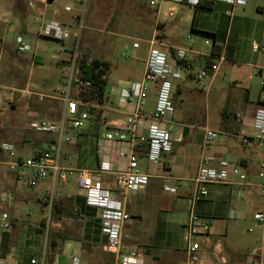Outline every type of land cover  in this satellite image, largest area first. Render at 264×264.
Returning <instances> with one entry per match:
<instances>
[{
	"label": "rangeland",
	"instance_id": "1",
	"mask_svg": "<svg viewBox=\"0 0 264 264\" xmlns=\"http://www.w3.org/2000/svg\"><path fill=\"white\" fill-rule=\"evenodd\" d=\"M23 1L0 0V42L3 43L0 45V84L4 86V89L8 88V92L11 88L14 90L26 89L31 93L24 95L20 101L14 99L13 107L7 112L11 124L10 133L14 137L7 132L4 135L7 140L15 142L18 140L23 142V137H32L35 140L41 139L43 141L47 140L46 137L48 136L47 133L34 129L35 121L41 119L40 117L47 116L42 114L45 108L41 103L48 98L44 97L42 101L38 99L39 96L35 92L39 88L30 83L31 60L23 58L21 53L16 50L12 38L15 33H23L31 44L30 53L35 51L44 56V62L50 64L55 61L54 53L58 48H62L63 44L60 41L39 36L38 30L43 19H57L58 17L53 16L54 8L63 15L69 13L81 16L84 11L85 28L82 32L84 45L89 48L91 54L112 63L110 82L107 85L103 102L107 106L110 105L109 101L111 100L108 91L114 78L115 80L118 78L129 80L143 78L145 59L150 49L148 39L152 38L155 18L157 17L161 21L168 19L167 21H169L178 17V14L173 17H166L164 11L157 13L150 0H57L49 4L47 13L43 12V7L39 5L37 0H26L27 4L31 5V11L25 9ZM66 5H70L72 10L65 11ZM165 8L166 5L162 9ZM228 8L232 10L231 15L227 14L223 7L214 6L212 10L217 15L215 29L218 33V42L223 45L225 59L221 60L216 55L214 60L220 63L219 69L214 77L209 75L202 80L198 79V74L203 68L202 63H197L191 67L190 72L193 73V77L186 80V87L177 96L175 102L176 118L182 120L184 125L191 130L186 141L189 148L188 153L200 152V136L204 126L218 127L224 109L237 113L241 111V100L230 101L225 98L230 94L237 95L242 92V85L233 83L238 65H241L242 69L246 71L244 76L247 79L249 72H251L250 69L253 70L258 65H264V51L253 52L252 50L254 40L261 47H264V0H248L245 5L228 6ZM189 13L193 19L194 11ZM36 16L40 20L35 23L33 19ZM191 19L181 28L176 27L186 39L188 35L192 34ZM76 23L74 28L78 27ZM197 25L201 24L198 23ZM190 36H193L197 48L203 51L209 50L210 45L206 44L205 40H213L211 34H192ZM2 39L5 40L2 41ZM136 41L141 44L138 49L133 47V43ZM63 54L64 51L60 53V55ZM187 70L184 73L188 72ZM40 73L35 72L33 79ZM253 78H255L253 82L256 84L254 87L255 94L257 92L256 76L253 75ZM43 90L47 91L46 89ZM80 91L81 84L75 85L72 89L73 96L79 100L81 99ZM96 101V99H92L93 104L97 103ZM52 108L57 110V114L54 116H58L63 109L62 102L59 101ZM102 116L103 119L100 122L103 126L106 117L105 111ZM0 125H2L1 121ZM8 126L6 125L3 130L6 131ZM24 143L29 145V141ZM67 145L71 146L70 150H78L75 144ZM31 150L32 146H29L28 152ZM258 158L253 161L256 162L255 166L258 165ZM6 159L5 153L0 151V175H3L4 178L13 179L15 176L7 163L4 162ZM74 164L78 165V163ZM142 165L150 171L153 170L155 164L144 160ZM197 170L198 163L193 160L191 169L187 171V174H195ZM164 174L170 175L166 171ZM76 180L77 176L73 174L71 179L65 183L59 182L57 184L55 202L60 205L63 212L69 203V198L80 195ZM18 184L8 185L0 178V190L15 193L13 203H7L5 206L13 220V228L8 231L0 229L1 258L6 257L9 261H15L18 264H28L32 256H40L46 250L51 262L58 255L57 264H71L74 256L81 258L82 255L87 256L89 264H109L113 261V258L107 257V252L102 248L103 235L99 232L97 222H86L81 217L65 215V212H53L50 220L46 218L42 194L51 187L50 178L38 183L35 187H30L25 179L19 180ZM211 188L213 190L208 196L196 201V212H198L199 204L203 200L211 199L214 202L221 201L222 203L226 201V211L229 210L227 218L231 224L234 222L238 208L234 198L229 195L228 191L219 195L215 188ZM168 194L164 187L158 184H150L148 189L144 188L137 192L127 193V200L132 205L133 202L137 203L144 217L142 225L139 226L138 235L135 226L133 230L128 231L132 239L131 244L134 247L139 245L141 249L148 238L156 239L155 222L160 210L165 208L166 202L170 200ZM258 197L263 200L261 196ZM242 209H247V206L243 204ZM248 223L255 224V222L244 220L245 226ZM63 235L66 239L61 238ZM52 237L58 240V246L55 250L51 249ZM125 241L128 239L124 238V243ZM70 242L79 245L80 250L68 248L66 243ZM52 253L55 254L54 259L51 258Z\"/></svg>",
	"mask_w": 264,
	"mask_h": 264
},
{
	"label": "crops",
	"instance_id": "2",
	"mask_svg": "<svg viewBox=\"0 0 264 264\" xmlns=\"http://www.w3.org/2000/svg\"><path fill=\"white\" fill-rule=\"evenodd\" d=\"M56 1L57 0H37V2H39V5L43 7V12L46 13L49 11V4H52ZM23 2L25 9L31 11V5H28L26 0H24ZM214 6L225 8L226 13L228 10H230L228 8V6H230L229 4L218 1L214 2L212 7L201 6L196 9L190 8L187 5L179 4L175 6L177 12H175V15L178 14V17L173 20H169L170 22L167 21L168 19H166L160 21V23L157 24V21L159 19L157 17L155 18L154 32L152 38L148 39V42L150 44L149 48L151 47L150 40H154L155 46L167 53H171L172 55H175L178 48L187 49V58L182 61V75L178 83L174 102H176L177 96L181 93L183 88L186 87V80L193 77V73L190 72V68L197 63H202V65L204 66L208 59L204 53L211 51L212 47L210 46L209 50L207 51H203L200 48H197L194 44V40L192 38L193 36L190 35L211 33H216L218 35L215 29L217 15L212 11L214 9ZM259 7L263 8L261 6ZM192 10L194 11L193 19H191L189 13ZM65 11L67 10L65 9ZM53 16L56 18L58 17L57 19L65 23L71 30L74 28L75 22H77L78 17L69 13H65L64 15L62 13L59 14L58 9L56 8L53 9ZM190 19L192 20V34L188 35L186 39L184 36H182L180 31H178V28L176 27L178 26L179 28H181V26L187 23ZM198 23H200L201 25H197ZM76 29L77 27L74 28V30ZM212 37L214 39L213 35ZM4 40L5 39H2V41ZM5 43L6 41L4 42V44ZM1 44L3 43L0 42V45ZM64 45L68 48L70 43L66 42L64 43ZM140 47L141 44L139 47L134 48L138 49ZM21 56L23 58H29V60H31L30 83H32V85H34L36 88H39L35 92L37 93V96L39 94L43 95L42 99H40V97H38V99L42 101L44 100V97L48 98L45 102L41 103V105L45 108V111L42 114L47 116L40 118L59 120L63 113L65 104L61 99L60 92L58 91V86L63 81L67 72L68 58L70 56L69 51H64V54L59 58L54 57L55 61L53 63L51 62L50 64L44 62V56L37 54L35 51L33 53H21ZM93 56L96 57L95 55ZM218 56L221 60L225 59L223 50L221 55ZM186 69H188V72L184 73ZM144 70L142 73V77L144 76ZM250 71L251 72H249V76L247 79L246 76H244V73L246 71L242 69L241 65H238V70L235 71L233 83L241 84L242 92L237 95L230 94L225 98L230 101L241 100V111L237 113L235 111L227 109V111L230 112V115L226 118V127L222 123V119L219 122L218 127L212 128L208 125L204 126L203 132L200 136V152L193 151L192 153H188L189 148L186 144V141L191 134V130L186 125H184L182 120H178L176 118L175 112L167 122V125L173 128L174 131L175 140L173 143V150L169 153H164L162 161L156 163L153 162L155 164L153 170L148 171V169L144 168V165H142L144 160H147L148 163L151 162L145 155V152L148 148L147 144L141 141L139 138H137V140L134 142L136 144V149H138L140 153V166L144 171L151 174L150 180L145 188L148 189L150 184H158L160 186H164V184H170L177 186L176 192L166 191L169 193L168 196H170V200L166 202L165 208L161 209L157 216V220L155 222L156 239L153 240L152 238H148L141 249L139 245L138 247H134L131 244L132 239L130 238L128 231L133 230V227L135 226L138 235L140 232H138L139 226L142 225L144 217L138 204L133 202L132 205L126 198L127 210L131 215V218L124 226L123 248L125 252H136L138 256L143 259V264H182L187 258L188 241L185 238L186 228L184 225L190 217V197L195 191L196 187L195 182L193 181L196 173L187 174V171L191 169L193 160H196L199 165L203 151L204 134L207 128L227 133L224 137H222L221 140H219L216 144L212 145L209 148V153L217 157V159L225 158L232 164L237 165L243 172L247 174L248 178L245 184H240L239 179L236 176L234 180L235 183H215L209 185V193L213 190L211 187L215 188L216 192L219 195H222L223 193L228 191L229 195L232 196L234 200L237 192H241L243 194L245 202H242L240 205H236L238 206L237 212H234L236 215L234 217V222H232L231 224H229L227 218L229 210L226 211V201L222 203L221 201L214 202L211 199L203 200L199 204L198 212H196L195 206V212L200 217L202 216V219H207L211 222L210 229L201 242L203 259L199 264H246V262L250 259H254L257 264H264V255L253 257L250 253L251 249L258 244L259 239L264 237V227L256 225V223L254 225L250 223H248L246 226L244 225V220L255 222L253 218L254 212L260 209H264V196L260 193L258 176L260 165L264 160V148L256 145L247 146L242 143L239 137V135L242 133L252 132L251 116L256 109V103L260 100V73L261 71L264 72V65H258L256 69H250ZM35 72L41 73L38 76H34L33 79V74ZM253 75L256 76L257 81V92L255 94L254 87L256 86V84L253 82V80L255 79L253 78ZM110 77L111 71L109 72L108 83L110 82ZM142 79L143 78H141L140 80H129L122 78H118L116 80L115 78L114 80L112 79L113 83L110 90L108 91L109 95L111 96V100L109 101L110 105H102L106 115L103 126H101L99 130L94 129L90 125H87L83 129H81L79 133V141L77 144H75L77 145L78 150H70L71 146L67 144L66 146H64L62 156V166L64 168V171L67 172L70 169L80 168L96 169L99 167L102 161H107L111 163L114 168L112 171L105 172L101 175L102 181L107 187L113 189L117 188L116 172L123 170L127 164L126 158L120 157L118 153L122 149L126 150L130 148V144L128 142H116L108 140L104 137V133L107 130L112 129L118 124L125 121L128 115L127 108L121 101L119 90L123 85L129 82L141 81ZM9 89L11 90V88ZM43 89H46L47 91ZM23 90L28 91L26 89ZM156 94L157 86H151L149 89V95L146 100V108L148 113L151 112L155 107ZM23 96L24 94H20L19 92H8V88L4 89V86L0 84V121L2 122V125H0V145L4 141H9L4 135L5 132L12 135L10 133L11 124L9 123L7 112H9L8 110L13 107V104L15 103L14 99L16 101H20ZM59 101L62 102L63 109L58 116H54L57 114V110L52 108V106L54 107V105ZM150 123V119L142 120L141 124L138 126L139 134L145 133ZM6 125L9 126L5 131L3 130V128H6ZM47 134V140L43 141H41V139L35 140L32 137H23V142L19 140L17 142L12 140L9 142H12L16 146L17 152L19 154L30 155L34 153L35 150L45 148L49 143L52 142V140L54 139V135L50 133ZM25 141H29V145L27 143H24ZM29 146H32V150L30 152H28ZM5 156L6 158H8L6 154ZM257 157H259L257 160L259 162L258 165L255 166L256 162L254 163L253 161H255ZM74 163H78V165H75ZM214 163L217 164L216 161ZM165 171L170 173V175L164 174ZM12 173L15 176V179L6 177L4 178L3 175H0V178L3 179V181L8 185H19L18 182L20 179L13 171ZM50 179L52 184V178ZM69 179H71V177ZM76 186L78 188L77 180ZM48 189L49 188H47L44 192H46ZM1 193H12L13 195L15 194L10 191L0 190V194ZM79 196H82L81 193ZM258 196H261L263 200H260ZM3 198L4 197H0V206L2 205L5 207L7 203H13L15 196L10 200H4ZM243 204L247 206V209H242ZM252 226L255 227L254 231H249V228ZM101 234L103 235L104 239L105 235L102 233V231ZM124 238L128 239V241H125V243ZM104 242H101L102 245ZM66 246L68 248L80 250L79 245L73 244V242L66 243ZM106 254L108 258H113L112 263L114 264V256L108 252ZM81 262L83 264H89L87 256L82 255V257L80 258V263Z\"/></svg>",
	"mask_w": 264,
	"mask_h": 264
},
{
	"label": "built area",
	"instance_id": "3",
	"mask_svg": "<svg viewBox=\"0 0 264 264\" xmlns=\"http://www.w3.org/2000/svg\"><path fill=\"white\" fill-rule=\"evenodd\" d=\"M201 0H150L157 13L164 11L166 17H173L176 12V5L183 4L196 9ZM224 2L232 7L236 5H245L248 0H212ZM168 4V5H167ZM166 5L165 9H162ZM65 9L71 11L72 7L66 5ZM232 14V10L227 11ZM84 11L77 17V29L71 30L65 23L58 19H43L38 30L41 37L54 39L63 43L62 48H58L54 57L59 58L60 53L69 51L67 72L61 84L58 86L61 99L65 107L59 120L41 118L34 123V129L44 133L54 135V139L45 148L37 149L30 155H22L17 152L16 146L9 141H4L0 149L7 155L5 163L9 166L17 177L27 180L30 187H35L38 183L52 178L51 187L42 194V200L45 204V216L48 220L52 217L55 206V192L59 182H66L71 175L76 174L78 189L83 196L86 205L98 210L101 231L106 235V241L102 248L104 251L112 254L115 258L114 264H143V259L136 252H125L123 248V230L131 215L127 210L126 195L128 192H137L143 190L148 184L151 174L144 171L140 166V153L134 143L137 138L145 142L148 146L145 155L151 162L162 161L164 153L173 150L175 140L173 128L167 125L169 118L175 112L174 97L176 95L179 80L181 79V68L187 58V49L178 48L175 55L167 53L157 46L154 40H150L151 47L146 59L144 76L141 81L129 82L119 90L121 101L127 108V117L125 121L116 127L107 130L104 137L111 141L128 142L130 148L120 150L118 155L127 160L126 167L116 172L117 188L105 186L101 175L113 170L111 163L102 161L96 169H70L64 171L62 166L63 148L66 144H77L81 129L86 127L91 120V113L88 109L89 102L79 100L72 94L75 85H83L85 89L91 84L87 79H81V67L92 65L95 58L89 48L82 41L84 23ZM39 17H34L33 22H38ZM160 19L157 24L160 23ZM190 37V36H189ZM15 48L19 53L30 52L31 44L23 33H15L13 36ZM69 42V47L64 43ZM205 43L212 48L215 40H205ZM134 47H139L140 42L133 43ZM254 52L264 51V47L257 41L252 42ZM207 61L198 74V79L202 80L209 75H213L219 69L220 63L214 60L216 55L211 51L204 53ZM110 70L103 75L109 77ZM261 93L260 100L256 103V109L252 114L251 133H242L239 135L243 144L247 146L256 145L264 148V72L260 73ZM151 86H157L156 103L154 109L148 113L146 100ZM20 94H31L23 89H11ZM10 90V91H11ZM42 99L43 95H38ZM150 119L151 123L145 133L139 134L138 126L142 120ZM241 120V119H240ZM227 133L211 128H207L204 134V144L202 156L198 165L195 182V191L190 197V217L185 222L188 241L187 258L182 264H199L203 259L201 242L208 233L211 222L202 219L195 212V203L199 198L209 195V185L215 183H235L237 176L240 184H245L247 174L237 165L232 164L225 158L215 157L209 153V148L222 139ZM217 162L215 164L214 162ZM260 193L264 196V160L260 165L258 172ZM164 190L176 192L177 186L164 184ZM0 197L4 200L13 199L12 193H1ZM2 199V198H1ZM236 205L245 202L241 192L235 195ZM253 218L256 225L264 227V209L254 212ZM13 228V220L9 211L4 206H0V229L8 231ZM48 229V228H47ZM255 227L249 228L254 231ZM253 257L264 255V237L251 251ZM58 256V255H57ZM51 262L47 256V251H43L40 256H32L30 264H57L56 259ZM0 264H18L15 261H9L0 257ZM71 264H80V258L74 256ZM246 264H257L254 259H250Z\"/></svg>",
	"mask_w": 264,
	"mask_h": 264
},
{
	"label": "trees",
	"instance_id": "4",
	"mask_svg": "<svg viewBox=\"0 0 264 264\" xmlns=\"http://www.w3.org/2000/svg\"><path fill=\"white\" fill-rule=\"evenodd\" d=\"M215 1L212 0H201L198 7H212ZM214 36L215 44L212 48V52L214 55H221L223 50V45L218 43V35L216 33H211ZM112 63L110 61H106L104 59L95 58V61L92 65H84L81 67V79H87L90 81V85L87 89L81 85V100L87 101L90 103L88 109L92 115L91 120L88 125L92 126L94 129L99 130L101 128L102 123L100 122L103 119L102 113H104V108L102 107L104 102V97L106 95V89L108 85V78H104L103 75L107 72V70H111ZM92 99H96L97 103L93 104ZM230 115V112L227 109L223 110L222 113V123L227 125L226 118ZM55 210V211H54ZM53 212L60 213L63 212L60 205H57L55 202ZM65 215L70 217H81L86 222H97L99 227V232H101V224L100 219L98 217V210L94 207H90L86 205L85 200L82 196H75L69 198V203L67 207H65ZM63 212V213H64ZM97 218V220H94ZM61 238L66 239L63 235ZM106 240V235L102 242ZM102 244V243H101ZM58 246V240L54 237L51 238V249L55 250ZM55 254H51V258L54 259ZM109 264H113L112 262Z\"/></svg>",
	"mask_w": 264,
	"mask_h": 264
}]
</instances>
